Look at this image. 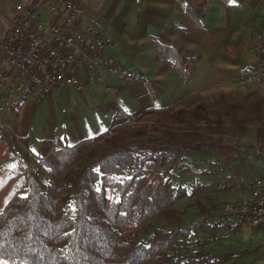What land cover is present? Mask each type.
<instances>
[{"label": "trees", "instance_id": "obj_1", "mask_svg": "<svg viewBox=\"0 0 264 264\" xmlns=\"http://www.w3.org/2000/svg\"><path fill=\"white\" fill-rule=\"evenodd\" d=\"M250 98H220L210 106L188 102L174 110L148 111L136 120L141 126L118 125L71 148L53 143L32 154L24 143L27 138L19 139L27 154L21 158V182L0 208V264H214L217 258L225 260L229 254L191 251L186 245L193 236L196 243L199 234L209 229L192 195L200 186L195 179L201 169L189 163L194 156L227 148L201 128L224 125L221 118L242 112ZM29 156L43 167L45 180L31 170ZM190 177L191 190L185 184ZM190 197L193 202H187ZM189 208L197 210L185 225L183 216ZM217 219L226 224L222 228H229L231 219L223 215ZM152 220L165 227L153 228L140 239L138 234ZM230 229L235 232L236 227Z\"/></svg>", "mask_w": 264, "mask_h": 264}, {"label": "crops", "instance_id": "obj_2", "mask_svg": "<svg viewBox=\"0 0 264 264\" xmlns=\"http://www.w3.org/2000/svg\"><path fill=\"white\" fill-rule=\"evenodd\" d=\"M26 1L0 0V41L11 25L13 4ZM74 1L84 15L109 27L106 34L117 46L107 53L141 77L129 83L109 78L106 90L97 85L79 91L60 87L43 98L24 100L3 119L0 131L6 140L17 143L33 136L39 141L57 132L71 148L115 126L129 125L148 111L188 102L210 106L220 98L245 99L263 88L246 83L242 70L252 34L264 20V0ZM236 145L238 151L245 150ZM19 153L8 145L2 165L21 169ZM257 171L261 174L259 167ZM218 228L215 235L222 227Z\"/></svg>", "mask_w": 264, "mask_h": 264}, {"label": "built area", "instance_id": "obj_3", "mask_svg": "<svg viewBox=\"0 0 264 264\" xmlns=\"http://www.w3.org/2000/svg\"><path fill=\"white\" fill-rule=\"evenodd\" d=\"M108 28L84 15L74 0L16 2L11 25L0 41V129L4 117L22 101L43 98L60 87L79 91L97 85L106 90L109 78L139 80V72L107 53L117 46L106 34ZM251 40L242 77L246 83H264V20ZM245 150L246 158L257 162L261 177L249 184L246 194L225 202L220 214L264 230V148L252 142Z\"/></svg>", "mask_w": 264, "mask_h": 264}, {"label": "rangeland", "instance_id": "obj_4", "mask_svg": "<svg viewBox=\"0 0 264 264\" xmlns=\"http://www.w3.org/2000/svg\"><path fill=\"white\" fill-rule=\"evenodd\" d=\"M260 84L263 88L250 93L249 96L252 98H250L249 103L244 105L242 112H237L232 116H223L221 120L224 125L222 126L201 128V131L205 135H209L210 138L219 139L220 143L223 146H227V148L220 147L216 156L210 153L203 157L194 156L189 163L193 168L197 170L201 169L200 178L199 180L196 178L195 183H199L203 187L202 189L199 188L200 186L198 188L195 187L194 194L192 195L197 197V205L205 214L202 218L207 221V226L210 230L205 231L206 233H200L196 243L194 242L196 240L195 237H191L186 241V245L188 246V250L191 251L200 249L206 254H229L225 260L217 258L214 264H264L263 229L249 228L241 223L238 224L231 218L230 223L227 225L229 228H221L220 233L215 235L216 231L219 230L218 227L226 225L222 220L218 221L217 219L221 215V206L227 201L238 199L246 194L249 184L255 179L254 177H261L260 172L257 171V162L247 159L248 152L246 150L238 151V146L236 145L239 144L248 148L252 142H255L261 148H264V83ZM174 109L176 108L171 110ZM231 117H234L235 120H240V123L237 124L232 119L229 120ZM141 125L142 123H138L135 120L134 122H130L128 126L134 128ZM57 131L60 132L61 130L57 128ZM49 137V139L46 137L37 141L38 138L30 136L24 143L32 154L38 153L41 149L48 148L53 143L58 146H66L61 134L55 132ZM6 145H9V148L13 151L19 150L20 159L27 154L22 150L23 145L20 142L16 143L9 138L6 140L4 137L0 142V208L6 203L13 192V188L17 187L22 178V168L13 170L9 169L10 165L6 167L2 165V160L5 158ZM233 146H236V149ZM17 157L15 155V160ZM29 158L31 170H37L38 175L45 180L43 167L38 166L37 160L33 156H29ZM19 167H22V164ZM193 182L192 177L186 179L185 184L189 190H191ZM24 193L25 191L23 190L22 194ZM193 201L194 199L191 197L187 200V202ZM187 202L184 201L185 206ZM194 204L196 203L194 202ZM195 210L197 208H189L188 214ZM186 222H192L190 221V217H187L183 224L187 225ZM215 225L218 226L216 229ZM163 226L165 227L163 222L152 220L148 227L138 234V237L144 240L150 235L153 228ZM233 226L236 227L235 232H232L230 229Z\"/></svg>", "mask_w": 264, "mask_h": 264}]
</instances>
